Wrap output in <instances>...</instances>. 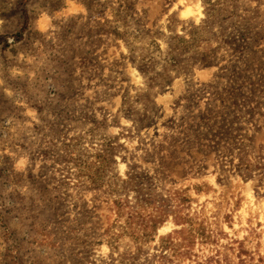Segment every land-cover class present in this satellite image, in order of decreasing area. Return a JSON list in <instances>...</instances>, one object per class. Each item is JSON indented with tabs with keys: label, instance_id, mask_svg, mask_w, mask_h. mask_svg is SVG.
Instances as JSON below:
<instances>
[{
	"label": "rangeland",
	"instance_id": "obj_1",
	"mask_svg": "<svg viewBox=\"0 0 264 264\" xmlns=\"http://www.w3.org/2000/svg\"><path fill=\"white\" fill-rule=\"evenodd\" d=\"M0 264H264V0H0Z\"/></svg>",
	"mask_w": 264,
	"mask_h": 264
},
{
	"label": "trees",
	"instance_id": "obj_2",
	"mask_svg": "<svg viewBox=\"0 0 264 264\" xmlns=\"http://www.w3.org/2000/svg\"><path fill=\"white\" fill-rule=\"evenodd\" d=\"M125 7L128 8L127 5H121L119 8H125ZM118 11H120V14H121L122 11H124V9H122V11L118 9ZM120 21L122 23H125V18L124 17L121 18ZM204 27L205 25L202 26V29H204ZM197 30H198L197 27L190 30L188 40L185 39L184 36H179V35L172 37L169 50L167 51L166 63L168 64V66L173 67V68L180 67V64H181L180 57L188 52L190 43L193 42V35ZM205 61H206L205 58H202L201 62L208 63ZM138 63L140 64V68H139L140 72L145 74V72H147L150 69L149 65H147V62L145 61V58H141ZM164 83L166 84L168 83V81L165 80ZM162 222H163L162 220L157 221V223L154 222L155 225L152 224L153 226H151L152 231L154 232L156 228L158 227L156 226V224L160 225Z\"/></svg>",
	"mask_w": 264,
	"mask_h": 264
},
{
	"label": "bare ground",
	"instance_id": "obj_3",
	"mask_svg": "<svg viewBox=\"0 0 264 264\" xmlns=\"http://www.w3.org/2000/svg\"><path fill=\"white\" fill-rule=\"evenodd\" d=\"M194 12L191 10V8H185L184 9V11H182V16H183V18L184 17H188V16H190V15H192ZM198 13H199V11H198Z\"/></svg>",
	"mask_w": 264,
	"mask_h": 264
}]
</instances>
